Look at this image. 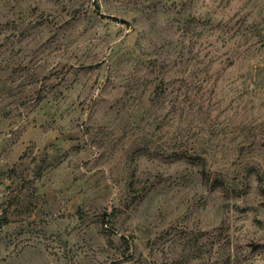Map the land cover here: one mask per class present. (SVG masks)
Instances as JSON below:
<instances>
[{
	"label": "rangeland",
	"instance_id": "rangeland-1",
	"mask_svg": "<svg viewBox=\"0 0 264 264\" xmlns=\"http://www.w3.org/2000/svg\"><path fill=\"white\" fill-rule=\"evenodd\" d=\"M0 223V264H264V0H0Z\"/></svg>",
	"mask_w": 264,
	"mask_h": 264
},
{
	"label": "trees",
	"instance_id": "trees-1",
	"mask_svg": "<svg viewBox=\"0 0 264 264\" xmlns=\"http://www.w3.org/2000/svg\"><path fill=\"white\" fill-rule=\"evenodd\" d=\"M98 8H99L98 5H96L95 10L98 11ZM113 19H116V18L113 17ZM121 21H123V20L121 19ZM0 226H1V223H0Z\"/></svg>",
	"mask_w": 264,
	"mask_h": 264
}]
</instances>
